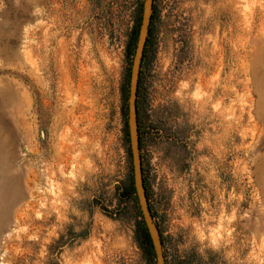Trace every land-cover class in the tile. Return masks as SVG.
Instances as JSON below:
<instances>
[{
	"label": "rangeland",
	"instance_id": "obj_1",
	"mask_svg": "<svg viewBox=\"0 0 264 264\" xmlns=\"http://www.w3.org/2000/svg\"><path fill=\"white\" fill-rule=\"evenodd\" d=\"M144 0H0V264H156L128 135ZM141 156L166 264H264V0H155Z\"/></svg>",
	"mask_w": 264,
	"mask_h": 264
},
{
	"label": "water",
	"instance_id": "obj_2",
	"mask_svg": "<svg viewBox=\"0 0 264 264\" xmlns=\"http://www.w3.org/2000/svg\"><path fill=\"white\" fill-rule=\"evenodd\" d=\"M154 4L155 0H144L141 23L138 33L136 50L132 61L129 81L127 124L132 156L134 189L140 205L142 217L153 246L156 257V264H166L161 233L154 220L144 182L143 164L140 150L139 114L137 104L143 57L149 36L151 19L154 13Z\"/></svg>",
	"mask_w": 264,
	"mask_h": 264
},
{
	"label": "trees",
	"instance_id": "obj_3",
	"mask_svg": "<svg viewBox=\"0 0 264 264\" xmlns=\"http://www.w3.org/2000/svg\"><path fill=\"white\" fill-rule=\"evenodd\" d=\"M154 19H155V8H154V13H153V16H152V19H151V26H150V30H149V36H148V40H147V44H146V48H145V53H144V57H143V64H142V68H143V65L147 59V52H148V48L151 44V34H152V31H153V22H154ZM139 31V30H137ZM137 39H138V34H137ZM137 39H136V42L133 44V47L136 46L137 44ZM130 81V80H129ZM141 84H142V70H141V77H140V83H139V92H138V114H139V121H140V110H139V94H140V88H141ZM140 123V122H139ZM140 148H141V137H140ZM143 173H144V169H143ZM144 182H145V187H146V180H145V176H144ZM147 189V187H146ZM129 193L131 194H135V189H134V186H133V183L131 185V187L129 188ZM147 196H148V191H147ZM147 238H148V241H149V246L151 247L152 249V253H153V246H152V243H151V240H150V237H149V234H147ZM154 255V253H153Z\"/></svg>",
	"mask_w": 264,
	"mask_h": 264
}]
</instances>
